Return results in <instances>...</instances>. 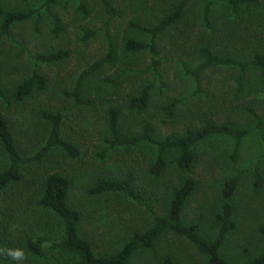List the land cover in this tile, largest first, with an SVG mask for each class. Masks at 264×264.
Returning <instances> with one entry per match:
<instances>
[{"label":"rangeland","instance_id":"1","mask_svg":"<svg viewBox=\"0 0 264 264\" xmlns=\"http://www.w3.org/2000/svg\"><path fill=\"white\" fill-rule=\"evenodd\" d=\"M27 1L33 7L43 2ZM175 1L151 0L141 20L152 24L168 13ZM2 2L8 8L24 7L19 0ZM85 4L89 10L85 17L77 11L75 0H61L53 6L63 24L58 35L52 33V22L42 9L37 31L32 18L15 24L9 36L0 39V92L4 97H0V114L8 122L20 153L32 156L46 142L49 125L42 118L43 112L61 116V136L80 151L78 158L71 159L54 150L42 160L24 165L21 180L0 193V248L23 251L24 258L12 264H76L71 257L57 252L49 251L46 257L37 258L23 249L26 238L43 235L51 241L61 239V221L38 204L41 181L50 172L70 177L69 204L82 211L78 232L97 255L117 252L133 232L148 229L152 224L149 211L165 215L172 193L187 178L193 179L195 189L182 208V223L194 224L201 238L212 241L218 230L214 215L223 204L221 190L225 180L238 175V185L230 199L235 227L227 234L220 256L231 264L250 260L264 250V238L259 233L264 226V126L254 127L249 110L264 117V93L245 86L263 81L255 69L246 67L245 90L237 93L238 68L215 66L201 73L197 91L187 70L199 65L200 45H208L218 57L238 62L264 53V5L242 8L235 14L216 3L207 26L203 21V3H192L182 19L157 38L160 79L152 83L150 54L147 51L127 54L122 49L124 39L132 34L127 24L135 19L134 15L127 12L120 17L110 16L99 0H85ZM135 36L148 40L144 34ZM109 40L116 48L117 58L90 78L83 94L90 95L91 104L74 102L66 93L73 90L84 69L104 57ZM58 50L65 51L67 57L56 63L36 59ZM34 70L45 78V90L34 92L22 104H16L11 90ZM150 83L147 111L131 113L126 107L128 98ZM173 101H177L174 115L168 117L162 108ZM109 106L120 109V127L127 134L139 133L144 124L150 123L157 138L170 133L181 135L207 119L250 131L242 138L235 160L231 158L235 139L213 135L195 145L194 162L187 171L177 170L174 153H168L165 170L155 178L147 170L155 154L154 146L141 143L110 149L106 145ZM6 163L0 148V172ZM129 171L135 175L134 189L142 203L122 194L87 195L86 188L97 177L122 178ZM255 171L261 178L258 184ZM164 255L174 257L177 264H205V258L193 245L169 232L161 234L151 248L136 253L130 264H158Z\"/></svg>","mask_w":264,"mask_h":264},{"label":"trees","instance_id":"2","mask_svg":"<svg viewBox=\"0 0 264 264\" xmlns=\"http://www.w3.org/2000/svg\"><path fill=\"white\" fill-rule=\"evenodd\" d=\"M39 7L31 6L27 0H19L24 5L19 7H6L0 0V39L9 36L12 27L26 20L35 18L34 29L37 31L39 11L44 9L52 22V33L58 35L63 31V24L60 16L53 11V6L61 0H42ZM77 11L82 16L88 15V7L85 0H75ZM106 14L110 16H123L131 13L135 19L128 20L127 29L132 33L123 41V51L127 54L147 51L151 57L150 69L152 71V83L159 81L158 73L159 60L156 40L164 31L178 23L186 9L194 2H202L203 21L210 26L209 14L213 5L220 4L229 9L232 13H239L242 8H259L264 5V0H176L168 13L163 14L157 21L147 24L141 20L150 8L151 0H99ZM123 6H120V3ZM119 3V5H118ZM119 7V8H118ZM123 7V8H122ZM128 10V11H127ZM144 34L148 40L136 39L135 34ZM200 63L194 69L187 70L188 75L194 79L196 89L199 91L201 73L211 67L231 66L237 67V93H242L244 88V70L252 67L258 74L263 83H246L245 87L257 93H264V53H255L247 62L233 61L227 58L218 57L208 45H200L197 50ZM67 57L65 51L58 50L54 53L41 54L36 57L37 61L44 63H56ZM117 58V52L112 41L109 40L108 51L104 57L99 58L86 69H84L76 79L74 88L66 93L67 97L73 99L78 104H91L90 95L84 96L91 77L106 63H113ZM152 83L141 88L136 96L128 98L126 107L134 114H140L148 109L150 100V89ZM45 78L37 71H32L28 77L23 79L11 90V98L16 104L29 98L34 92L45 90ZM0 97L4 99L0 92ZM177 101H173L163 107L168 117L174 115L173 109ZM255 120V128L264 126V117H259L256 112L249 110ZM120 109L109 106L106 110L107 136L105 143L108 148L131 147L141 143L154 146L155 154L149 166L148 173L158 178L166 167V157L168 153H174L175 168L179 171H187L194 162L193 148L197 143L213 135L230 136L235 139L231 153L232 160H235L242 138L250 131L248 128H240L232 124H217L210 120L202 121L197 128H187L181 135L170 133L163 138L154 136V127L150 123L142 126L139 133L127 134L120 127ZM42 118L49 125V133L44 145L34 155L24 157L17 148L8 122L0 114V148L7 161L6 167L0 172V193L14 183L21 180V170L24 165L38 162L58 150L63 156L76 159L80 155L79 149L61 136V116L57 113L43 112ZM135 175L127 172L122 178L97 177L86 188V193L91 197H98L104 194H122L131 200L142 203L134 189ZM256 184L260 183L261 178L258 172H254ZM239 176H234L225 180L221 190L223 204L220 211L214 215V221L218 227L215 238L206 241L199 236L194 224L184 225L181 220L182 208L195 189V182L187 178L172 193L167 205L165 215H157L149 211L152 217L151 226L145 231L133 232L129 239L120 249L111 254L97 255L88 240L82 238L78 232V226L82 219V211L70 203V177L60 172H50L45 175L40 184V198L38 204L41 209L54 214L62 224V235L60 241H51L46 236L26 238L23 241V249L33 257L43 258L49 251L71 257L76 264H130L131 259L136 253L149 249L153 242L163 233L169 232L176 236L186 239L194 246L197 253L205 258V264H231L220 256L221 246L227 234L234 229L235 224L232 220V205L230 199L238 185ZM260 235L264 238V226L259 229ZM15 250L9 247L7 250L0 248V264H12V259L8 252ZM158 264H177L171 255H164ZM243 264H264V250L256 253L250 260Z\"/></svg>","mask_w":264,"mask_h":264},{"label":"clouds","instance_id":"3","mask_svg":"<svg viewBox=\"0 0 264 264\" xmlns=\"http://www.w3.org/2000/svg\"><path fill=\"white\" fill-rule=\"evenodd\" d=\"M8 255L16 261H20L24 258V253L20 249L9 250Z\"/></svg>","mask_w":264,"mask_h":264}]
</instances>
